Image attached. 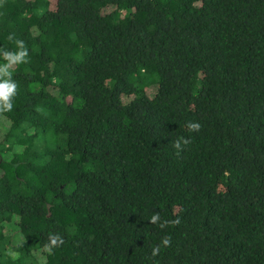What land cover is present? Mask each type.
Listing matches in <instances>:
<instances>
[{
	"label": "trees",
	"instance_id": "1",
	"mask_svg": "<svg viewBox=\"0 0 264 264\" xmlns=\"http://www.w3.org/2000/svg\"><path fill=\"white\" fill-rule=\"evenodd\" d=\"M17 40L0 264H264V0H0Z\"/></svg>",
	"mask_w": 264,
	"mask_h": 264
},
{
	"label": "clouds",
	"instance_id": "2",
	"mask_svg": "<svg viewBox=\"0 0 264 264\" xmlns=\"http://www.w3.org/2000/svg\"><path fill=\"white\" fill-rule=\"evenodd\" d=\"M8 39L12 40L13 36L9 35ZM16 43L20 50L17 52H10L5 50L3 59L6 61V63L0 64V113L11 111L13 108L12 100L16 94L17 89L16 83L11 79V70L13 66L20 63H27L28 50L24 47V42L17 40ZM188 127L190 131H198L200 125L198 123L189 122ZM181 142H183V144H187L188 140L180 138L175 142L174 147L180 149ZM151 222H159V226L161 228H164L169 224V221L167 220L162 221L159 214L153 215L151 218ZM176 223H179V221L177 220ZM58 238L59 242H62L59 236ZM57 243V239H53L51 241V244L53 246L57 245ZM162 243L164 246H169L170 240L168 238H165ZM153 254H158V249H154Z\"/></svg>",
	"mask_w": 264,
	"mask_h": 264
},
{
	"label": "rangeland",
	"instance_id": "3",
	"mask_svg": "<svg viewBox=\"0 0 264 264\" xmlns=\"http://www.w3.org/2000/svg\"><path fill=\"white\" fill-rule=\"evenodd\" d=\"M154 91H155V86H152V87H150L149 89H148V94L150 95V96H152L153 95V93H154ZM42 141L43 142H45L46 140L44 139V138H42ZM14 231H11V233H13ZM18 241V240H17ZM16 241V239H12V242L13 243H15V242H17Z\"/></svg>",
	"mask_w": 264,
	"mask_h": 264
}]
</instances>
